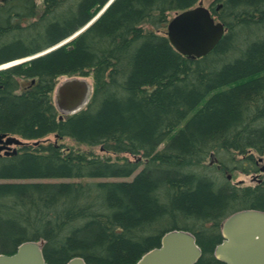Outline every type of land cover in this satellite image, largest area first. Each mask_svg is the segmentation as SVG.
<instances>
[{"label":"trees","instance_id":"obj_1","mask_svg":"<svg viewBox=\"0 0 264 264\" xmlns=\"http://www.w3.org/2000/svg\"><path fill=\"white\" fill-rule=\"evenodd\" d=\"M199 1L0 0V65L53 48L0 69V134L27 142L0 154V254L33 240L49 264H134L185 229L203 250L196 264H224V220L264 210V177L235 184L208 162L264 168V0H218L226 33L193 59L167 30ZM65 75H92L94 91L60 120L52 94Z\"/></svg>","mask_w":264,"mask_h":264},{"label":"water","instance_id":"obj_2","mask_svg":"<svg viewBox=\"0 0 264 264\" xmlns=\"http://www.w3.org/2000/svg\"><path fill=\"white\" fill-rule=\"evenodd\" d=\"M220 6L221 4L218 9ZM226 29L224 22L218 20L209 6L201 0L198 5L177 12L171 18L167 35L179 52L195 59L209 54L222 40ZM92 94L93 85L86 75L63 80L55 90V105L61 113L59 119L82 110ZM26 143L19 136L1 133L0 154L17 155L19 147ZM222 235V242L215 248V257L218 260L225 264H264V210L243 209L234 212L224 221ZM202 255L203 250L194 233L185 229H174L163 236L160 246L146 252L134 264H196ZM0 264L49 263L44 255L43 242L31 240L20 244L12 254L1 253ZM67 264L87 262L83 257L77 256Z\"/></svg>","mask_w":264,"mask_h":264},{"label":"rangeland","instance_id":"obj_3","mask_svg":"<svg viewBox=\"0 0 264 264\" xmlns=\"http://www.w3.org/2000/svg\"><path fill=\"white\" fill-rule=\"evenodd\" d=\"M42 1L43 0H39V3L40 5H42ZM204 1V4L206 6H209L210 8L212 6L214 7H217L218 4H221V2L219 1V3L217 1H213V0H203ZM176 13H172V17L175 15ZM27 59V58H26ZM25 58L24 59H19V60H15V61H11V62H8V63H5V64H2L0 65V69H3V68H6V67H9L13 64H17V63H20L21 61H25L26 60ZM67 77H70L68 75H65V76H61L58 80V85L63 81L65 80ZM89 80L90 82H92L94 84V77L92 75L89 76ZM53 99L55 100V92H53ZM53 141L56 140V137L54 134L50 135L49 136ZM58 143H63L65 144L67 147L69 148H73L75 149L76 151H80V152H83L85 154H95L99 157H103V158H111L113 160H117L118 158H122L123 156H129L131 159H135L133 156L131 155H127V154H116V153H112V152H108V151H104L101 149L100 146H91V145H87V144H83V143H80L76 140H74L73 138L71 137H63V138H60L59 140H57ZM165 146V143L161 145L160 148H163ZM264 156V155H263ZM259 157V156H258ZM215 160V157L214 156H211L208 160L209 163H211V165L213 166V171L216 172L220 177H223V176H231V178H228L232 183H235V184H240V185H255L259 179L263 178L264 177V171H260V172H257V173H250V174H247V173H244L242 171H239V170H222V167L221 166H218V164H216V161L214 162ZM261 165H264V159L261 161L260 163ZM144 165H142L140 167L143 168ZM215 166V167H214ZM126 179H132L131 178H126ZM58 180H61V179H58Z\"/></svg>","mask_w":264,"mask_h":264},{"label":"bare ground","instance_id":"obj_4","mask_svg":"<svg viewBox=\"0 0 264 264\" xmlns=\"http://www.w3.org/2000/svg\"><path fill=\"white\" fill-rule=\"evenodd\" d=\"M100 13H101V12H100ZM100 13H99V15H100ZM99 15H98V16H99ZM98 16H96V17L93 19V21H94Z\"/></svg>","mask_w":264,"mask_h":264}]
</instances>
